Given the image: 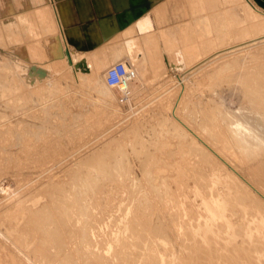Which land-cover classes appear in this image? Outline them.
Wrapping results in <instances>:
<instances>
[{"label": "rangeland", "instance_id": "1", "mask_svg": "<svg viewBox=\"0 0 264 264\" xmlns=\"http://www.w3.org/2000/svg\"><path fill=\"white\" fill-rule=\"evenodd\" d=\"M36 1H39L38 4ZM139 1L136 0L134 3ZM156 1L154 0L155 3ZM46 2L47 0H0V216H2L0 217V232H2L0 233V264H41L42 261L44 262L42 264L58 262V264H264V242H261L264 240V226L253 229L256 225L255 221L251 220L254 214L257 217L264 216V210L262 211L264 209V151L261 152L264 148V111H262L264 107L252 100L261 95L264 90L262 89L264 86V56H262L264 51L262 50L264 48H261L264 47L261 45L264 42H256L251 45L252 48L242 47L234 50V53L231 51L213 60L207 59L181 74L180 71L170 68L164 42H160V49L158 45H155L149 55V57L161 59V62L150 61L145 57L142 58L143 52L140 49L130 54L118 47L121 36L118 35L119 31L115 22L112 25L107 23L109 29L105 32L101 30L102 23L97 20L82 23L75 21L73 24L65 22L63 24H66L64 26L69 30L78 27L77 31H79V35L69 39L68 44L72 45L80 55H87L94 49L101 50L100 61L104 62L103 67L95 70L93 78H88L84 74H82L84 77L81 75L76 77L72 69L68 67L62 69L49 61L52 51L47 53V49L50 50L48 39L57 42L59 36L55 32L56 29L55 34L50 35L52 33L50 31L54 30L52 26L45 25L47 20L39 21L37 16L40 17V15L35 13L46 8L44 6ZM72 2L75 3V11H72ZM113 2L116 8L121 7L120 0H113ZM158 2L161 12L156 15L158 23L155 24V28L158 29L154 35L161 29L160 27L174 25L182 28L181 32L189 35L191 40H195V32L190 27H193L197 16L203 13L200 5L196 3L193 8L189 0H159ZM155 3L153 0H145L141 6L151 10ZM236 4L238 5L237 1L233 2L232 6H237ZM56 5L58 9L63 6L69 14L78 13L81 20L87 19L88 14L91 16L92 6L98 13L105 7H109L107 0H56ZM121 5L123 7L125 3ZM221 5L214 11L219 12L220 19L227 18L230 15L231 4L222 3ZM210 9L208 11L212 10ZM22 13H26L24 16L26 20L25 18L21 20ZM69 19H73V16L70 15ZM35 21L38 26L34 25ZM16 23L18 25L15 27ZM42 23L45 25L43 26L45 30L41 27ZM31 25L34 27L33 30ZM240 26L241 23L238 21L220 26L226 31L221 45L213 43L210 47H204L201 55H208L216 48L233 45L248 37L232 32L233 28V31H237ZM226 27H231V31L226 30ZM252 33L251 30L248 34ZM109 47H112L111 50ZM113 50L117 52L113 53ZM258 50L263 54L260 55ZM250 52H254L252 56L249 55ZM115 53L119 55L116 57ZM231 57L232 59L237 57L238 61L231 63L227 68L214 69L221 65V62L230 61ZM118 59L124 60L136 71L131 82L132 87L125 93L127 101L124 103L119 101L121 97L119 89L105 88L107 87L106 69ZM32 69L34 73L39 69L45 74L42 77L35 76L30 79L29 71ZM33 72L31 73L34 74ZM182 76L184 78L181 79ZM249 88H252V91ZM248 90L256 95L252 97L251 92H246ZM93 106L99 108L97 107L96 110ZM252 117H254L253 120ZM239 118L243 121L238 120ZM258 118L263 122L259 126L263 128V132L260 131L262 128L255 127L261 123ZM232 122V128H235L236 122H240L242 127L247 128L241 132L244 136L246 134V138L244 136L240 138V133L235 137L236 140L239 137L240 141L236 142L234 137L231 138L232 128L229 123ZM231 132H234L233 129ZM220 134L225 135V139L224 137L221 139ZM244 139L248 141V144L243 142ZM236 143L239 144L240 152L246 147L248 149L252 147L253 143L254 148L250 147L248 151L261 153L258 154L259 156L255 155L256 157L255 153L247 156L244 150L242 152L244 156L240 157L238 154L241 155V153L236 152L238 151ZM243 143L248 145L244 144L246 146L244 149ZM112 152L116 155L113 153L115 155L113 156ZM94 159L101 163L98 164ZM115 161L118 162L114 163ZM227 175L230 176L227 177ZM150 176L151 179H149ZM213 176L214 179H212ZM215 181H219L216 183L217 186ZM179 190H183V193ZM185 190L190 191L189 196ZM213 192L215 194L218 192L217 196ZM192 193H195L194 196ZM204 193H208L207 197L213 194L219 198L220 195L223 196L221 199L224 198L227 203V219L229 222H234L235 226L228 225L225 228L226 225L224 227L221 221H217L214 227H210L213 228L212 230L208 229L210 232L207 230L209 233L200 228L201 217L205 219V211H202L204 207L200 204L199 196ZM60 194L68 200L62 204L63 209L68 210L67 213L71 212L72 217L69 215L71 225L69 221H64L66 223L64 224L58 220L55 228L61 235L57 237L56 244L51 243L56 247L49 249L51 250L49 254L55 257L53 255L50 257L53 260L50 258L39 260L41 257H38L37 251L34 252L39 238L37 239L36 236L33 238V236L36 234L40 238L47 236V230L40 228L41 234L37 227L40 225L42 227L45 220L40 221V225H31V222L28 224L30 220L26 218L33 216L27 215L34 213L27 210L41 208L40 203L47 204L50 199L53 203H57ZM33 197L39 199L38 204L31 203ZM190 197H195L196 201L193 198L190 200ZM186 201L188 204L185 203ZM21 204L23 205L21 209L25 212L20 210ZM49 207V211L53 212L54 208ZM67 207L68 209H65ZM54 212L52 214L55 217L58 216ZM16 216L20 218L17 219ZM22 216H26L25 220ZM256 216L254 217L257 218ZM15 219L19 225L20 223L22 225L19 228L22 231L25 229V241H29L30 238L35 240L36 244L29 241L33 248L26 249L24 240L19 239L18 233L5 234ZM23 223H27L28 228L26 225L24 228ZM195 223L199 225H194ZM89 224L92 227L88 230ZM193 225L196 228L192 229ZM248 225L251 231H255L252 233L250 231V235L244 234ZM231 227L234 230L232 232L236 233V239L231 232ZM29 228L30 231H28ZM203 230L202 233L205 236L200 233ZM120 231L122 236L118 238ZM83 232H89L88 237H91L93 233L94 237L88 239L91 245H86L87 237L82 236ZM96 234L99 235L96 237ZM79 235L84 239L82 240ZM257 235L262 240L258 241ZM245 238L252 240H245ZM18 240L22 245L17 246L20 243ZM113 241H115L114 244ZM117 241L120 242L116 244ZM84 244L85 247H83ZM90 246H92L91 249H89Z\"/></svg>", "mask_w": 264, "mask_h": 264}, {"label": "bare ground", "instance_id": "2", "mask_svg": "<svg viewBox=\"0 0 264 264\" xmlns=\"http://www.w3.org/2000/svg\"><path fill=\"white\" fill-rule=\"evenodd\" d=\"M98 1V0H97ZM134 1H136V0H134ZM159 0H157L156 1V3L154 2V0H153V3H155L154 5V7H153V9H151V10H148V11H146L145 13H140V14H138V15H129V17H128V19L130 20L128 23H127V25H125V26H123L120 30H119V33H118V35H120L121 37H122V39H123V41H122V44H121V46L119 45L118 47L120 48V49H122V50H125V51H127V52H129L130 54H133L132 52L133 51H135V50H137V49H140V50H142V54H143V57L142 58H146V59H148V60H150V61H154V60H158V61H160L161 62V59H157V58H152V57H149V55H151V53H152V51H153V48H154V46L156 45H158V47H159V49L161 48L160 47V42L162 43V42H164V44L166 45L165 47H167V56H168V58H169V65H170V68L171 69H173V70H176V71H180L181 72V74H184L185 72H187L188 70H191V69H193L194 67H196L197 65H199L200 63H203L205 60H207V59H210L211 58V60H213V58H216V57H220V56H222L223 54H227V53H231V51L233 52L234 50L236 51V50H238L239 48H242V47H246V46H250L251 47V45H253V44H256V42H258L259 43V41H263L264 42V10H262L261 8H259L255 3H254V1L253 0H189L190 1V6L191 7H195L196 6V3L197 4H199L200 5V7H201V10H203L202 12V14H200V15H198L197 16V18H196V21L195 20H193V21H195L194 22V25H193V27L191 26L190 27V29L192 28L193 29V31L195 32V37H196V39L194 40H191V38H190V36L188 35H185L184 33H183V31L181 32V29H180V27L178 28V26H174V25H172L173 27H167L166 26V28L165 27H160L161 29H159L158 31H157V33L154 35V32L156 31V29H158V28H155V24L156 23H158V21H157V19H156V15H159V13L161 12L160 11V3L158 2ZM235 1H237V3H238V5L237 6H232L233 5V2H235ZM37 2V1H36ZM39 2V1H38ZM38 2H37V4H38ZM161 2H163V1H161ZM44 3V2H43ZM42 3V4H43ZM55 0H47V2H46V5H44V6H46V8H44L42 11H41V9H40V12H36L35 11V13H37V14H39L40 15V17H38L37 16V14H36V16H37V18H39V21H42L43 22V20H47V23H45V25L47 24V26H49L48 24H50V26H52V28L54 29L53 31H50V32H52V33H50V35H54L55 34V32H57V35L59 36V39L57 40V42H55L53 39H48L49 40V43H48V48L50 49V50H48L47 49V53H48V51H52V54L50 55V56H52L50 59H49V61H52V62H54V64H56L57 65V67H60V68H69V69H72V72H74V74H75V76L77 77V75H81V76H83L82 74H84L86 77H91V78H93L94 77V72H95V70H97L99 67H103V61H100V56L102 55L101 54V50H98V49H94V50H92L90 53H88L87 55H80L79 53H77L76 52V50L74 49V47L72 46V45H69L68 44V41H69V39H73V38H75V36H78L79 35V31H77V29H78V27H74V29L73 30H69L68 28H66L65 26H64V24L62 23V21L60 20V18H59V15H58V13H57V10H56V7H55ZM102 3V2H101ZM226 4V3H229V4H231V8H230V11H229V14L230 15H228V17L227 18H223V17H221V19H220V16H219V12L217 11H214L217 7H221L222 5L221 4ZM15 4H16V1H15ZM41 4V3H40ZM41 4V5H42ZM19 5H20V3H19ZM24 5H25V3H24ZM99 5V4H98ZM132 5V4H131ZM195 5V6H194ZM21 6V5H20ZM38 6V5H37ZM36 6V7H37ZM227 6V5H226ZM1 7V6H0ZM99 7V6H98ZM223 7H225V6H223ZM34 8V7H33ZM192 8V9H193ZM212 10H211V9ZM29 10H30V8H28ZM36 9H38V8H36ZM47 9V10H46ZM208 9H210L211 11H208ZM222 9V8H221ZM221 9H218V10H221ZM224 10H225V8H223ZM222 9V10H223ZM200 10V11H201ZM204 10H205V12H204ZM217 10V9H216ZM28 11V10H27ZM127 12H129V11H127ZM20 13V12H19ZM24 13V12H23ZM22 13V14H23ZM33 13V12H32ZM11 14V13H10ZM21 14V15H22ZM26 14V13H25ZM25 14H23L22 15V17L18 14V16H20L21 17V20L22 19H24L25 18V20H26V17H24L25 16ZM227 14V13H226ZM33 15V14H32ZM35 16V17H36ZM113 16V15H112ZM14 17H15V15H14ZM13 17V18H14ZM194 17V16H193ZM238 19H237V18ZM27 18H28V16H27ZM40 18H42V19H40ZM19 19V18H18ZM103 20L104 19H106V18H102ZM108 19V18H107ZM13 20V19H12ZM25 20H23V22L25 21ZM188 20H189V18H188ZM19 21V20H18ZM31 21V20H30ZM37 21H38V19H37ZM38 21V22H39ZM187 21V20H186ZM192 21V20H191ZM240 22L241 23V26L239 27V28H237V31H233V29L231 28V27H226L227 29L226 30H228V29H230V31H231V29H232V32H235L236 34H238V35H247L248 37H246L245 39H242L241 41H239V42H236V43H233V45L231 44V45H226V46H223V47H220V48H216V50H214V51H212L211 53H209L208 55H204V56H202L201 54H203L202 52H203V49H204V47H210L213 43H216L217 45H221L220 43H221V41L223 40V38H225V36H226V31H224V29L222 30V28L220 27V26H223V25H225L226 23L228 24V23H231V24H233V22ZM16 22H17V20H16ZM26 22V21H25ZM99 22H101L102 23V28H101V30L103 31V32H105V30L106 29H109L108 28V25H107V23L109 22H106V21H100L99 20ZM11 23V22H10ZM21 23V22H20ZM28 23H30L29 21H28ZM33 23H35L34 25H36V26H38V24H36V21L35 22H33ZM188 24H189V21L187 22ZM13 24V23H12ZM11 24V25H12ZM15 24V23H14ZM13 24V25H14ZM25 24H27V23H25ZM43 24V23H42ZM41 24V25H42ZM191 24V23H190ZM10 25V24H9ZM10 25V26H11ZM18 24L16 23V25H15V27L17 26ZM29 25V24H28ZM33 25V24H32ZM30 26L31 28H32V30H33V26ZM40 25V26H41ZM44 24L41 26V27H43V26H45ZM220 25V26H219ZM27 26V25H26ZM46 26V27H47ZM41 27H39V28H41ZM72 27V26H71ZM70 27V28H71ZM44 28V30H45V27H43ZM42 28V29H43ZM49 28V27H48ZM52 28H50V29H52ZM185 28H187V26L185 27ZM17 29H18V27H17ZM27 29H29V33H30V28H29V26L27 27ZM35 29H36V27H35ZM49 29V30H50ZM55 29H56V31H55ZM72 29V28H71ZM114 29V28H113ZM16 30V29H15ZM38 30V29H37ZM48 30V31H49ZM251 30L253 31V33L252 34H248L249 32H251ZM47 31V30H46ZM55 31V32H54ZM41 32V31H40ZM43 32H45V31H43ZM81 32V31H80ZM231 32V33H232ZM42 33V32H41ZM32 34H33V31H32ZM36 34H39V33H36ZM34 35V34H33ZM230 35V34H229ZM53 37V36H52ZM41 38V37H40ZM43 38V37H42ZM48 38V37H47ZM58 38V37H57ZM153 40V41H152ZM226 40V39H225ZM43 41H44V39H43ZM119 41V40H118ZM39 42H41L40 40H39ZM38 42V43H39ZM45 42V41H44ZM261 42H260V44H261ZM117 43V42H116ZM46 44V43H45ZM120 44V43H119ZM39 45V44H38ZM41 45V44H40ZM47 45V44H46ZM114 45V44H113ZM182 45V47H180ZM223 45V44H222ZM261 45H264V43H262ZM111 46V45H110ZM257 46V45H256ZM260 46V45H259ZM34 47V46H33ZM39 48V47H38ZM41 48V47H40ZM47 48V47H46ZM46 48H45V50H46ZM110 48V47H109ZM112 48V47H111ZM111 48H110V50H111ZM247 48V47H246ZM252 48V47H251ZM261 48H264V47H261ZM260 48V49H261ZM43 49H44V47H43ZM42 49V50H43ZM102 49V48H101ZM107 49H108V47H107ZM37 51H38V49H36ZM44 50V51H45ZM104 50V49H103ZM102 50V51H103ZM109 50V49H108ZM242 50V49H241ZM245 50V49H244ZM247 50V49H246ZM249 50V49H248ZM262 50V49H261ZM116 52H117V50H115ZM114 50L112 51L113 53L115 52ZM259 52H260V50H258ZM262 51H264V50H262ZM41 52V51H40ZM110 52V51H109ZM111 52V53H112ZM163 52V51H162ZM240 52H243V51H240ZM255 53L257 52V51H254ZM254 52H250L251 54H249V55H251L252 56V54L254 53ZM259 52H258V54H259ZM234 53V52H233ZM232 53V54H233ZM238 53V52H237ZM44 54H46L45 52H44ZM116 54V53H115ZM247 54H248V52H247ZM261 54H263V53H261L260 52V55ZM41 55H42V53H41ZM104 55V54H103ZM110 55V54H109ZM112 55H114V54H112ZM248 55V56H249ZM47 56V55H46ZM228 56V55H227ZM230 56H232V55H230ZM242 56V55H241ZM241 56H239V57H241ZM257 56V55H256ZM262 56H264V55H262ZM261 56V57H262ZM43 57V56H42ZM233 57V56H232ZM232 57H231V59H232ZM254 57V56H253ZM49 58V57H48ZM223 58V57H222ZM225 58V57H224ZM235 58H237V57H235ZM232 59L233 61H231V59H230V61H224L223 63L221 62V65H218V64H216V65H218L216 68H214V69H216V70H219V69H224V68H227L228 66H230L231 65V63H233V62H236V61H238V58L237 59ZM44 59H45V57H44ZM242 59V58H241ZM114 60V59H113ZM217 60V59H216ZM222 60V59H221ZM167 61V60H166ZM218 61V62H219ZM208 62H210V61H208ZM212 62H214V61H212ZM211 63V62H210ZM209 64V63H208ZM212 64V63H211ZM39 67V66H38ZM42 67H44V66H42ZM36 68V67H35ZM89 68V70H87ZM40 69H42L41 68V66H40ZM198 69V68H197ZM214 69H212V70H214ZM31 71V70H30ZM29 71V76H30V79H32V78H35V76L36 77H42L45 73L43 72V71H41V70H39V69H37L36 70V73H34L33 71H34V69H32V71L31 72H33L34 74H32L31 72ZM195 71V70H194ZM193 72V71H192ZM208 72V71H207ZM84 77V76H83ZM181 79L182 78H184V76H182V77H180ZM179 78V79H180ZM81 80H83V79H81ZM262 80H263V78H262ZM132 82V81H131ZM129 83V85L126 87V88H122V91H123V94H125V93H127L128 92V90L132 87V83ZM263 84H264V81H263ZM237 85V84H236ZM237 87H239V85L237 86ZM106 89H109V86H107V87H105ZM229 89V88H228ZM237 89V88H236ZM239 89V88H238ZM250 89V88H249ZM252 89V88H251ZM250 89V90H251ZM262 89H264V86H263V88ZM262 89H261V91H262ZM240 91V90H239ZM238 91V92H239ZM252 91V90H251ZM251 91H246L247 93L248 92H251ZM112 92V91H111ZM229 92V91H228ZM255 92V91H254ZM262 92H264V90L262 91ZM262 92H261V95H259V96H257L256 97V99H252V100H254L256 103H258V104H261V107H262V105H263V107H264V98H263V96H264V93L262 94ZM231 93V92H230ZM237 93V92H236ZM235 93V95H239V94H236ZM252 93V92H251ZM250 94V93H249ZM253 94V93H252ZM250 94L252 97L254 96V95H256V94ZM231 95V94H230ZM234 95V94H233ZM232 95V96H233ZM234 97V96H233ZM231 98V97H230ZM234 100V99H233ZM235 100H237V98L235 99ZM235 103H237V101H234ZM223 103V102H222ZM96 106V105H95ZM94 107V106H93ZM98 107V106H97ZM97 107H94L96 110L99 108H97ZM264 109V108H263ZM262 109V111H264ZM92 110V109H91ZM259 111H261V110H259ZM259 111H257L258 113H260ZM94 113V112H93ZM257 113V114H258ZM261 114H263V113H261ZM259 117H261V115L259 114L258 115ZM263 117H264V115H263ZM256 118V117H255ZM241 118H239L238 120H240ZM247 119V118H246ZM252 120L254 119V117H252L251 118ZM261 120L263 119L262 117L260 118ZM237 120V119H236ZM235 120V121H236ZM245 120V119H244ZM248 120H249V118H248ZM255 120H257V119H255ZM255 120H254V122H255ZM240 121H243V120H240ZM258 121H260L259 120V118H258ZM250 122V121H249ZM261 123L259 124V125H257V126H255L254 124V126L255 127H258V128H262V127H259L263 122L262 121H260ZM242 123H245V122H242ZM251 123V122H250ZM249 123V126L251 125ZM256 123H258V122H256ZM230 124V126H231V124H233V122L232 123H229ZM246 125H247V123H246ZM252 125V126H253ZM229 126V127H230ZM228 127V128H229ZM230 128H232V126L230 127ZM243 128V129H242ZM249 128V127H248ZM263 128H264V126H263ZM263 128L260 130L261 132H263L262 130H263ZM232 129H233V133H234V136H233V133L231 132L232 131ZM231 129V131H230V133H231V138H233L234 137V139H235V137L240 133L241 134V132H242V130H246L247 128H245V127H242V125H241V123L240 122H236L235 123V128H232ZM250 129H252V127H250ZM258 130V129H257ZM259 131V130H258ZM260 131H259V133H260ZM221 132V131H220ZM223 132V131H222ZM228 132H229V129H228ZM230 133H228L229 135H230ZM255 133V132H254ZM223 134H225V133H223ZM222 134V135H223ZM251 134V133H250ZM214 135H215V133H214ZM217 135H219V133L217 134ZM216 135V136H217ZM254 135V134H253ZM244 135H242L241 134V137L240 138H244L245 136H246V134H245V136L243 137ZM258 136H261V134L259 135L258 134ZM219 137V136H218ZM221 137H224V139H225V135L224 136H221V134H220V138ZM254 137V136H253ZM263 137H264V134H263ZM217 138V137H216ZM226 138H227V136H226ZM239 137L237 138V140L238 139H240ZM246 138V137H245ZM215 139V138H214ZM219 139V138H218ZM217 139V140H218ZM222 139V138H221ZM221 139H220V141H221ZM233 139V140H234ZM247 139H250V137H247ZM256 139V138H255ZM260 139H261V137H260ZM236 140V139H235ZM237 140H236V142H237ZM245 141H243V142H247V144H248V141L246 140V139H244ZM264 140V139H263ZM215 141H216V139H215ZM227 141V140H226ZM225 141V142H226ZM238 141H240V140H238ZM259 141V140H258ZM217 142H219V141H217ZM214 143H216V142H214ZM213 143V144H214ZM239 143V142H238ZM238 143H236L237 145H236V147L238 148V146H239V144ZM241 143V142H240ZM244 144H246V143H243V149H244V147H246ZM246 144V145H247ZM256 144V143H255ZM141 145V144H140ZM217 145H219L218 143H217ZM226 145H227V143H226ZM229 145V144H228ZM249 145H250V143H249ZM254 144L252 143V147L251 148H254V146H253ZM256 145H258V144H256ZM261 145V144H260ZM263 145V144H262ZM248 146V145H247ZM230 147V146H229ZM250 147H249V149H250ZM218 148V147H217ZM220 148V147H219ZM256 148V147H255ZM260 148V147H259ZM212 149V148H211ZM241 149V148H240ZM248 149V147H246V149H244L245 150V153L247 154V156L248 155H253L254 153H255V151H253V150H250V151H248L249 150ZM262 149V148H261ZM219 150V149H218ZM244 150H241V152H240V150H239V148H238V151H236V152H239V153H241V155L240 154H238L240 157L243 155L242 154V152L244 151ZM255 150H257V149H255ZM260 149H258V151H259ZM246 151H248V152H246ZM264 151V148H263V150L261 151V152H263ZM257 152V151H256ZM261 152H258V154H260ZM115 154V152H112V155L113 156H115L114 154ZM244 153V154H245ZM217 154V153H216ZM258 154H254V156L255 155H258ZM264 155V154H263ZM239 156H237L238 158H240ZM244 156V155H243ZM259 156V155H258ZM96 157H98V156H96ZM256 157V156H255ZM261 157H262V154H261ZM95 158V157H94ZM112 158V157H111ZM231 158V157H230ZM244 157H242V159H243ZM247 158V157H246ZM245 158V159H246ZM115 159H116V157H115ZM216 159V158H215ZM94 160H97V159H94ZM117 160V159H116ZM103 161V160H102ZM232 161V160H231ZM235 161V160H234ZM256 161V160H255ZM94 162H96V161H94ZM97 162H98V164H100L101 163V161H98L97 160ZM100 162V163H99ZM118 162V161H117ZM116 161L114 162V163H117ZM211 161L209 160V163H210ZM105 163V162H104ZM147 163V162H146ZM145 163V164H146ZM103 164V163H102ZM208 164V163H207ZM222 164V163H221ZM236 164V163H235ZM89 165H91V163L89 164ZM97 165V164H96ZM155 165V164H154ZM203 165V164H202ZM201 165V166H202ZM237 165V164H236ZM99 166V165H98ZM101 166V165H100ZM105 166H108V165H106L105 164ZM104 166V167H105ZM147 166V165H146ZM213 166V165H212ZM257 166V165H256ZM91 167V166H90ZM97 167V166H96ZM96 167H94V169L96 168ZM103 167V166H102ZM101 167V168H102ZM103 167V168H104ZM151 167V166H150ZM164 167V166H163ZM241 167V166H240ZM244 167V166H243ZM98 168V167H97ZM102 168V170L104 171V169ZM105 168H108V167H105ZM210 168V167H209ZM222 168V167H221ZM247 168V167H246ZM151 169H152V167H151ZM210 169H213V168H210ZM234 169V168H233ZM242 169V168H241ZM254 169V168H253ZM255 169H256V167H255ZM257 169H258V166H257ZM99 170V169H98ZM150 171H152V170H150ZM155 171V170H154ZM154 171H152V172H154ZM218 171V170H217ZM231 171V170H230ZM148 172H149V170H148ZM214 172V171H213ZM156 173V172H155ZM239 173V172H238ZM151 174V173H150ZM214 174V173H213ZM212 174V175H213ZM226 174V173H225ZM227 174H229V173H227ZM233 174H234V172H233ZM152 175V174H151ZM236 175V174H235ZM211 176V175H210ZM218 176V175H217ZM230 176V175H229ZM228 175H227V177H229ZM161 177V176H160ZM215 178H216V176H215ZM220 178V177H219ZM149 179H151V176L149 177ZM152 179H153V177H152ZM212 179H214V176H213V178ZM216 179H218V178H216ZM215 179V180H216ZM164 180V179H163ZM152 181V180H151ZM164 182V181H163ZM211 182H212V180H211ZM219 181H215V186H217L216 185V183H218ZM145 183V182H144ZM237 183V182H236ZM149 184H150V186L152 185L150 182H149ZM182 184V183H181ZM235 184V183H234ZM159 185V184H158ZM210 186H212V184H210ZM236 186V185H235ZM237 186H238V183H237ZM152 187H154V186H152ZM184 187V186H183ZM149 188V187H148ZM158 188V187H157ZM194 188V187H193ZM154 189H155V187H154ZM159 189V188H158ZM196 190H197V192H199L198 191V189L197 188H195ZM217 189V188H216ZM214 190V189H213ZM150 191V190H149ZM179 191H182V193H183V190H179ZM193 191V190H192ZM258 191V190H257ZM185 192H187L186 190H185ZM195 192V191H194ZM201 192V191H200ZM215 192V191H214ZM213 192V193H214ZM7 193V192H6ZM65 193V192H64ZM181 193V192H180ZM188 193H190V191L189 192H187V194ZM203 193V192H202ZM218 192H216V194H217ZM262 193V192H261ZM193 194V193H192ZM195 194V193H194ZM194 194H193V196H194ZM206 194V195H205ZM207 194L208 193H204V195H200L199 197H201L200 198V204L201 205H203V207H204V210H202V211H205V213L204 212H202V213H204L205 214V219H204V217H201L202 218V220H201V222L200 223H202V225L200 226V228L202 229H205V232L208 230V229H210V230H212L213 228H210V227H214V223L215 222H217V221H221L220 223H223V226L225 227V225H226V227L225 228H227V226L228 225H234L233 223H232V221H230L229 222V220L227 219V216H226V214H227V209H226V200H224V198L223 199H221V197H223L222 195H220V193L218 194V195H220L221 197L219 198V197H215V196H217L215 193V196H214V194L211 196V195H209V197H207ZM210 194V193H209ZM5 195V194H4ZM67 195V194H66ZM181 195V194H180ZM186 194H184V196H185ZM190 194H188V196H189ZM196 195L198 196V194L196 193ZM32 196V195H31ZM35 196V195H34ZM45 196V195H44ZM182 196H183V194H182ZM188 196L186 197V198H188ZM15 197H17V196H15ZM69 197V196H68ZM12 198H13V196H12ZM34 198V197H33ZM193 197H190V200L192 199ZM1 199V198H0ZM16 199V198H15ZM27 199H29V198H27ZM45 199H46V197H45ZM72 199V198H71ZM195 201H196V198L194 197L193 198ZM192 199V200H193ZM8 200V199H7ZM12 200V199H11ZM30 200V199H29ZM64 200V201H63ZM77 200V199H76ZM20 201H21V199H20ZM49 201V200H48ZM47 201V202H48ZM68 202V200H66V198H65V196H62L61 194H60V197H59V199H58V201H57V203H53L52 201H51V199H50V201L46 204V202H43L44 204L42 205L41 203H40V205H41V208H35L36 210H33V209H29V210H27L26 208V206L24 207L28 212L29 211H31V212H33L34 214H26L27 216H33L32 218L31 217H27L26 218V216H24L25 218H26V220H30V221H28L27 223L28 224H30V222H31V225H33V224H36V225H40V223L43 221V220H45V224H43L42 223V227H41V225L40 226H37L38 228H39V230H40V228L42 229V230H47V236H45L44 238H40V237H38V235L36 234V235H34L33 236V238L36 236L37 237V241H38V243L36 244L34 241H33V239H31L30 238V240L31 241H33V243H35L36 244V249H34V252L36 253V251H37V253H38V257L40 256L41 257V259H39V260H44V259H46V258H50L53 254H49V252L51 251V250H49L50 248H52V247H56L55 245H52L51 243H55L56 244V242H57V237H59L60 235H59V231L57 232L56 231V224L58 223V220H61V222H63L64 223V221L65 222H67V221H69V220H71L70 219V216L72 217V215H70L71 214V212L70 213H67L68 212V210L67 211H65L64 209H63V207H64V205L62 204L63 202L65 203V202ZM88 201V200H87ZM86 201V202H87ZM184 201H185V199H184ZM184 201H183V203H184ZM189 201V200H188ZM194 201V202H195ZM25 202H27V201H25ZM178 202V201H177ZM192 202V201H191ZM191 202H189V204L191 203ZM6 203V202H5ZM19 203V202H18ZM17 203V204H18ZM33 205L34 204H38L39 203V199L38 198H34L33 200H32V202H31ZM75 203V202H74ZM73 203V204H74ZM182 203V202H181ZM182 203V204H183ZM185 203H187L188 204V202L186 201ZM20 204V203H19ZM23 204V203H22ZM20 205V210L22 211V207H23V205ZM69 204V203H68ZM72 204V205H73ZM89 203L87 202V205H88ZM66 205V204H65ZM181 205V204H180ZM192 205H194V203L192 204ZM22 206V207H21ZM49 206H51V207H53L54 208V211L56 210V212H54L55 213V215L57 214L58 216H54L52 213V211H49L50 210V207ZM190 206V205H189ZM13 207V206H12ZM16 207V206H15ZM14 207V208H15ZM37 207V206H36ZM69 207V206H68ZM68 207L67 208H65V209H68ZM192 207V206H191ZM198 207V206H197ZM28 208H30V207H28ZM196 208V207H195ZM198 208H200V207H198ZM197 208V209H198ZM18 209V208H17ZM17 209H15V210H17ZM48 209V210H47ZM71 209V208H70ZM77 209V208H76ZM4 210V209H3ZM19 210V209H18ZM73 210V209H72ZM72 210H70V211H72ZM183 210V209H182ZM193 210H195V209H193ZM259 210V209H258ZM261 210V209H260ZM264 209H262V211H263ZM23 211H24V209H23ZM22 211V212H23ZM198 212L200 211V210H197ZM225 211H226V213H225ZM230 211V210H229ZM261 211V212H262ZM25 212V211H24ZM30 212V213H31ZM257 212V211H256ZM21 213V212H20ZM75 213L76 214H78L77 213V211H75ZM179 213V212H178ZM24 214V213H23ZM24 214V215H25ZM253 214V213H252ZM2 215V214H1ZM9 215V214H8ZM21 215V214H20ZM53 215V216H52ZM70 215V216H69ZM198 215V214H197ZM229 215V214H228ZM251 215V214H250ZM258 215H260V214H258ZM264 215V214H263ZM74 216V215H73ZM181 216V215H180ZM202 216V215H201ZM254 216H256L255 214H254ZM253 216V217H254ZM0 217H2V216H0ZM14 217V216H13ZM23 217V216H22ZM24 217H23V219H24ZM52 217L54 218V219H52ZM58 217V218H57ZM199 217H200V215H199ZM198 217V218H199ZM229 217V216H228ZM230 217H231V215H230ZM229 217V218H230ZM251 217V216H250ZM249 217V218H250ZM253 217H251L252 219L251 220H253V221H255V225H256V227L255 228H253V229H256V228H260V227H263L264 226V216H259V217H257V218H253ZM16 218H17V216H16ZM19 218H20V216H19ZM19 218H17V219H19ZM74 218V217H73ZM72 218V219H73ZM78 218V217H77ZM200 218V219H201ZM248 218V217H247ZM248 218V219H249ZM8 219V218H7ZM204 219V220H203ZM246 219V218H245ZM13 220V219H12ZM21 220H22V218H21ZM25 220V219H24ZM3 221V220H2ZM41 221V222H40ZM203 221V222H202ZM244 221V220H243ZM242 221V222H243ZM9 222V221H8ZM26 222V221H25ZM60 222V221H59ZM70 222V221H69ZM76 222H78V221H76ZM198 222V221H197ZM247 222L249 223V221L247 220ZM11 223V222H10ZM26 223V224H27ZM108 223V222H107ZM190 223V222H189ZM218 223V222H217ZM246 223V222H245ZM24 225V228H25V223H23ZM27 224V225H28ZM64 224H66V223H64ZM68 224V223H67ZM88 224V223H87ZM213 224V225H212ZM20 225H21V223H20ZM20 225H19V223H18V221L15 219V221L13 222V223H11L10 225H9V228L7 229V233H5V234H8V233H13V234H15V232H16V234L18 233V235H19V239H23L24 240V245L26 246V249H28V248H30V247H32L31 246V242H29V241H25L26 239H25V229L22 231L20 228ZM26 225V226H27ZM35 225V226H36ZM69 225H71V222H70V224ZM126 225V224H125ZM194 225H199L198 223L196 224H194ZM193 225V226H194ZM212 225V226H211ZM243 225H244V223H243ZM250 225H251V222H250ZM254 225V226H255ZM1 226H2V224H1ZM6 226V225H5ZM22 226V225H21ZM65 227L67 226V225H64ZM84 226H85V228H86V224H84ZM192 226V227H193ZM217 226V225H216ZM215 226V227H216ZM235 226V225H234ZM233 226V227H234ZM252 226V225H251ZM20 227V228H19ZM68 227V226H67ZM66 227V228H67ZM89 227H92L90 224H89V226L87 225V229L89 230ZM100 227H101V225H100ZM127 227V226H126ZM191 227V228H192ZM199 227V226H198ZM218 227V226H217ZM27 228H28V226H27ZM69 229H70V227H68ZM102 228V227H101ZM194 228H196L195 226L192 228V229H194ZM247 231H245V233L244 234H249L250 235V231H251V227H249V225L247 226ZM250 228V229H249ZM32 229V228H31ZM91 229V228H90ZM97 229V228H96ZM100 229V228H99ZM122 229H124V228H122ZM191 229V230H192ZM218 229V228H217ZM217 229H214L215 231L217 230ZM220 229V228H219ZM230 229H232V227L230 228ZM245 229V228H244ZM38 230V229H37ZM103 230V229H102ZM125 230H126V228H125ZM210 230H208L209 232H210ZM213 230V231H214ZM1 231H2V229H1ZM6 231V230H5ZM28 231H30V228H29V230ZM66 231H68L67 229H66ZM83 231H85V229H83ZM87 231V230H86ZM94 231H95V229H94ZM117 231V230H116ZM124 231V230H123ZM189 231V230H188ZM195 232H196V229L194 230ZM199 231V230H198ZM207 231V232H208ZM212 231V232H213ZM219 231V230H218ZM217 231V232H218ZM224 231V230H223ZM230 231V230H229ZM232 231H234L233 229L231 230V232ZM263 231H264V229H263ZM40 232H41V230H40ZM90 232H93V231H90ZM98 232H100V231H98ZM102 232V231H101ZM100 232V233H101ZM121 232V231H120ZM190 232V231H189ZM202 232H204V230L203 231H200V233H202ZM208 232V233H209ZM252 232H255V231H251V233ZM260 232V231H259ZM259 232H257L258 234H259ZM1 234H2V232H0ZM27 233V232H26ZM30 233H32V232H30ZM34 233V232H33ZM95 233H96V231H95ZM143 233V232H142ZM141 233V234H142ZM194 233V232H193ZM226 233V232H225ZM4 234V235H5ZM38 234H40L39 232H38ZM41 234H42V232H41ZM40 234V235H41ZM72 233H70V235H71ZM89 235V232L87 233H84L83 232V235H82V233H81V235L85 238V237H87V239H86V241H87V243H86V245H88V244H90V243H88V239H89V237H88V235ZM114 234V233H113ZM116 235H117V232L115 233ZM114 234V235H115ZM140 234V235H141ZM191 234H192V232H191ZM203 234V233H202ZM201 234V235H202ZM215 234V233H214ZM232 234H234L233 232H232ZM231 234V235H232ZM4 235H2V236H4ZM9 235V234H8ZM8 235H6V236H4V237H7ZM27 235H28V233H27ZM39 235V236H40ZM69 235V234H68ZM81 235H79L80 237H81V239H82V236ZM99 235V234H98ZM97 234L95 235L96 237L98 236ZM114 235H113V237H114ZM115 235V236H116ZM142 235H144V233L142 234ZM204 236H205V234H203ZM236 235V233L234 234V238L236 237L235 236ZM261 235V234H260ZM263 235H264V232H263ZM30 236H31V234H30ZM92 236H93V233H92ZM91 236V237H92ZM117 236H119L118 238H120L121 236H122V232L120 233V235H119V233H118V235ZM145 236V235H144ZM233 236V235H232ZM248 236V235H247ZM246 236V237H247ZM252 236H253V234H252ZM255 237H256V235H254ZM253 236V237H254ZM258 236V235H257ZM10 237V236H9ZM12 237H14V235H12ZM27 237V236H26ZM35 237V238H36ZM66 237H68V236H66ZM71 237V236H70ZM90 237V238H91ZM94 237V236H93ZM141 237V236H140ZM198 237V236H197ZM212 237V236H211ZM220 237V236H219ZM249 237H251V236H249ZM259 237V236H258ZM262 237V236H261ZM18 238V237H17ZM17 238H15V239H17ZM72 238V237H71ZM83 238V239H84ZM114 238H116V237H114ZM200 238V237H199ZM252 238V237H251ZM257 238V237H256ZM260 238V237H259ZM258 238V241L259 240H262L261 238L259 239ZM14 239V238H13ZM29 239V238H28ZM27 239V240H28ZM74 239V238H73ZM80 239V240H81ZM82 239V240H83ZM106 239V238H105ZM117 239V238H116ZM142 239V238H141ZM230 239V236H229V238H228V240ZM236 239V238H235ZM39 240H40V243H39ZM94 240V239H93ZM119 240V239H118ZM232 240V239H231ZM245 240H249V239H246L245 238ZM252 240V239H251ZM251 240H249V241H251ZM17 241V240H16ZM19 242H20V240H18ZM144 241V240H143ZM46 242V243H45ZM90 242V241H89ZM112 242V241H111ZM118 242H120V241H117L116 242V244L118 243ZM200 241L198 240V243H199ZM255 242V241H254ZM256 242H257V239H256ZM261 242H264V240L263 241H261ZM29 243V244H28ZM70 243V242H69ZM85 243V242H84ZM109 243H110V240H109ZM115 243V241H113V244ZM250 243V242H249ZM21 244V242L20 243H18L17 244V246H19ZM76 244V243H75ZM257 244H258V242H257ZM256 244V246H258L259 245V247H261L260 246V244H258L257 245ZM22 245V244H21ZM30 245V246H29ZM34 245V244H33ZM91 245V244H90ZM29 246V247H28ZM67 246V245H66ZM72 246V245H71ZM89 246V245H88ZM87 246V247H88ZM264 246V245H263ZM83 247H85V244L83 245ZM109 247V246H108ZM116 247V246H115ZM22 248V247H21ZM24 248V247H23ZM33 248V247H32ZM31 248V249H32ZM92 248V246H90L89 247V249H91ZM105 248H107V247H105ZM104 248V249H105ZM114 248V247H113ZM247 248V247H246ZM70 249V248H69ZM108 249V248H107ZM112 249V248H111ZM249 249V248H248ZM64 249H63V247H62V251H63ZM84 250V249H83ZM87 250V249H86ZM106 250V249H105ZM108 250H110V248L108 249ZM88 251H91V250H88ZM87 251V252H88ZM252 251V250H251ZM57 252V251H56ZM106 252V251H105ZM54 256V255H53ZM39 257V258H40ZM55 257V256H54ZM252 257V256H251ZM257 257V256H256ZM253 258H255L254 256H253ZM50 259H52V258H50ZM56 259H58V257L56 258ZM69 260H70V258H68ZM154 259V258H153ZM49 260V259H48ZM53 260V259H52ZM52 260H50V261H52ZM54 260H55V258H54ZM152 260V259H151ZM45 261H47V260H45ZM57 261V260H56ZM41 262V261H40ZM49 262V261H48ZM53 262V261H52ZM51 262V263H52ZM90 262V261H89ZM154 262V261H153ZM42 263H44L43 261H42ZM41 263V264H42ZM59 263V262H58ZM58 263H55V264H58ZM50 264V263H49ZM93 264V263H92ZM149 264V263H148Z\"/></svg>", "mask_w": 264, "mask_h": 264}, {"label": "crops", "instance_id": "3", "mask_svg": "<svg viewBox=\"0 0 264 264\" xmlns=\"http://www.w3.org/2000/svg\"><path fill=\"white\" fill-rule=\"evenodd\" d=\"M108 2V6L109 7H105L104 10L100 13H98L96 11V9L92 6V8H90V10H92L91 12V16L90 14H88V18L85 20H81L80 17L78 16V13L75 14H69L63 6H61V9H58L57 5H56V0H55V7L57 10V13L59 15V18L61 21H63L62 23H67V22H71V24H73L75 21L76 23H82V22H89L90 20H94V21H109L108 23L110 25H112L114 22V24L118 27V31L125 25H127L129 19V15H134V13H136L137 15L140 13H145L146 11L150 10V8L146 7L144 8L143 6H141L145 0H140L137 3H134V0H120L119 5L121 7H117L114 5L113 0H107ZM125 3V6L122 7L121 4ZM91 4V3H90ZM132 4V5H131ZM76 7H75V3L72 2V11H75ZM129 11V12H127ZM70 15L73 16V19H69ZM113 15V16H112ZM62 16H64L62 18ZM102 18H106V19H102ZM108 18V19H107ZM66 26V24H64ZM80 25V24H79ZM71 27V26H70ZM120 46L122 44L123 39L120 37ZM119 55V53L115 54V56L117 57ZM127 56V55H126ZM128 58V56H127ZM126 58V59H127ZM118 60H122V59H118ZM116 60V61H118ZM124 61V60H122Z\"/></svg>", "mask_w": 264, "mask_h": 264}, {"label": "built area", "instance_id": "4", "mask_svg": "<svg viewBox=\"0 0 264 264\" xmlns=\"http://www.w3.org/2000/svg\"><path fill=\"white\" fill-rule=\"evenodd\" d=\"M136 75L135 69L125 61L118 60L113 62L106 69L105 83L107 86L117 88L121 91L119 101L124 103L127 96L123 94L122 88H126Z\"/></svg>", "mask_w": 264, "mask_h": 264}, {"label": "water", "instance_id": "5", "mask_svg": "<svg viewBox=\"0 0 264 264\" xmlns=\"http://www.w3.org/2000/svg\"><path fill=\"white\" fill-rule=\"evenodd\" d=\"M254 3L261 8L262 10H264V0H253ZM134 15H137L136 13H134Z\"/></svg>", "mask_w": 264, "mask_h": 264}]
</instances>
